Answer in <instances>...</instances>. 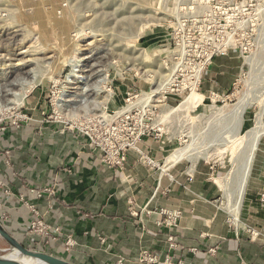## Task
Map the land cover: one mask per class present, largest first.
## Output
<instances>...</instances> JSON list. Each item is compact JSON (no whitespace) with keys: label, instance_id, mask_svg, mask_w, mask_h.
<instances>
[{"label":"rangeland","instance_id":"1","mask_svg":"<svg viewBox=\"0 0 264 264\" xmlns=\"http://www.w3.org/2000/svg\"><path fill=\"white\" fill-rule=\"evenodd\" d=\"M175 40L188 55L212 48L219 52L214 56L238 51L244 66L230 90L205 94L198 86L193 106L175 110L191 92L164 98V85L153 96L177 66ZM226 41L230 47L219 46ZM263 89L264 0H0L3 127L30 120L39 101L43 119L69 129V121L112 115L150 95L158 101L140 116L167 153L192 145L205 155L208 148L204 159L216 162L226 176L237 170L233 157L244 139L231 148L216 146L237 123L235 108L247 98H261ZM127 92L134 95L130 102ZM257 111V104L249 107L244 131L253 127ZM10 252L0 237V254Z\"/></svg>","mask_w":264,"mask_h":264},{"label":"crops","instance_id":"2","mask_svg":"<svg viewBox=\"0 0 264 264\" xmlns=\"http://www.w3.org/2000/svg\"><path fill=\"white\" fill-rule=\"evenodd\" d=\"M243 66L234 49L214 56L200 91L225 94ZM42 107L40 101L35 104L28 121L0 125V178L6 189L0 188V214L5 213L0 220L21 243L74 264H138L145 248L163 258L168 235L174 234L179 243L172 252L175 264H264L259 199L264 145L255 155L235 223L223 204L224 173L216 162L184 158L164 169L173 149L167 153L164 142L150 133L139 142L144 155L132 150L122 168L109 166L83 134L43 119L37 110ZM31 206L59 231L46 237L31 234L36 217ZM160 208L180 210L178 225H160Z\"/></svg>","mask_w":264,"mask_h":264},{"label":"built area","instance_id":"3","mask_svg":"<svg viewBox=\"0 0 264 264\" xmlns=\"http://www.w3.org/2000/svg\"><path fill=\"white\" fill-rule=\"evenodd\" d=\"M228 41L220 43L219 46L230 47ZM175 45L177 66L170 75L166 89L163 91L164 98H168L172 94L191 92L193 89L197 90L204 69L208 66L213 56L219 53L212 48L210 50L200 49L194 55H188L186 46L183 43L175 40ZM133 96L129 94L127 101L130 102ZM126 105L128 106L129 104ZM148 108H150V104L136 103L121 112L115 111L112 115L105 113L84 121H69L68 128L83 134L92 147L99 149L102 153V161L105 164L122 168L130 151L136 150L144 155V152L139 148V142L145 135L150 134L151 130L149 124L141 118L140 114L143 111H147ZM146 158L150 164H154V160ZM0 188L5 189V184L1 178ZM259 199L264 205V193L260 195ZM31 207L36 216L29 229L31 234L46 237L52 236L59 231L58 227L52 228L38 218V212L33 206ZM131 212L138 215L134 207L131 208ZM158 212L161 215L159 224L169 229L177 226L182 216L180 210L160 208ZM0 217L4 218L5 213H1ZM230 219L234 222L232 216ZM67 244H71L70 238L67 240ZM167 244V254L163 258L151 249H143L137 259L138 264H175L172 252L178 249L179 243L174 234L168 235ZM122 261L123 259H120L119 262Z\"/></svg>","mask_w":264,"mask_h":264},{"label":"bare ground","instance_id":"4","mask_svg":"<svg viewBox=\"0 0 264 264\" xmlns=\"http://www.w3.org/2000/svg\"><path fill=\"white\" fill-rule=\"evenodd\" d=\"M247 63H245V65H247ZM247 66H250V65H247ZM74 76L80 77L78 76V74H75ZM151 76L152 74L149 75V77ZM151 78H148V79L151 80ZM68 81L70 83L74 82L73 78H69ZM165 83L161 84L160 82L158 87L154 88L152 92H154L155 94L153 96L155 95L157 96L158 94H160L161 89L166 87ZM20 96L21 98L24 97L23 94ZM153 96H152V100L149 99L150 95L145 96L143 101H141L140 103L141 104L142 103L144 104L155 103L156 101H158V99L153 98ZM197 96H198V91L196 89H193L191 93L186 97L184 101H182V103L179 106L175 108L172 107L171 109L175 110L179 107L187 108V106L192 107L193 103H195L198 100ZM258 96H261V98L259 97H254L250 99L247 98L246 101L238 105V108H235L234 119L237 118V123L235 122L233 129L232 130L230 129L229 132L222 135L223 137L220 143H218L217 146L215 145L218 149L220 147L223 150L225 148L226 149L231 148V146H233L237 140L244 139L243 145L242 147H240L239 152H237V154L233 157V159H236V165H237L236 172L235 173L229 172L228 175L224 176L221 179V186L224 192L223 204L225 208L228 210V212L230 213V215L232 216V219L235 223L239 221V216H241L240 211L242 208L245 189H246L247 181H248V178L251 172L256 150L264 142V120H263V117H264V89L260 94H258ZM58 100L64 101V98L59 97L58 99L57 97L56 101ZM255 104H257L258 111L255 117L254 125L252 128H249L244 131L243 125L245 124V121H246V114L249 112V107ZM126 108H129V107L124 106V108H122V106H120L119 112H121L122 110H125ZM167 111H170V110H167ZM208 154H209L208 148H207V153L204 155L201 152V149L197 150L192 145H189L186 147H179V148L173 149L170 152V154L166 158V161L163 167L165 169L168 165L178 162L184 158H187L192 161H196L199 158L208 157Z\"/></svg>","mask_w":264,"mask_h":264},{"label":"water","instance_id":"5","mask_svg":"<svg viewBox=\"0 0 264 264\" xmlns=\"http://www.w3.org/2000/svg\"><path fill=\"white\" fill-rule=\"evenodd\" d=\"M0 237L9 245L11 252L0 254V264H74L44 250L30 248L13 236L0 220Z\"/></svg>","mask_w":264,"mask_h":264},{"label":"trees","instance_id":"6","mask_svg":"<svg viewBox=\"0 0 264 264\" xmlns=\"http://www.w3.org/2000/svg\"><path fill=\"white\" fill-rule=\"evenodd\" d=\"M26 246V245H25ZM34 249H36V248H34Z\"/></svg>","mask_w":264,"mask_h":264}]
</instances>
